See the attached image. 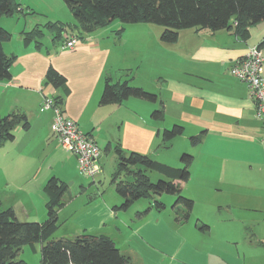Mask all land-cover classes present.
Masks as SVG:
<instances>
[{
  "label": "crops",
  "instance_id": "0c3cea01",
  "mask_svg": "<svg viewBox=\"0 0 264 264\" xmlns=\"http://www.w3.org/2000/svg\"><path fill=\"white\" fill-rule=\"evenodd\" d=\"M16 1L26 7L29 14L32 11L46 19L45 22L74 23L62 0ZM7 17L0 18V25L9 30L6 27L10 23L6 25L8 22L4 20L9 21L15 15ZM16 20L26 22L23 17ZM21 31L25 28L20 27ZM71 32L77 33L76 30ZM64 33L70 34L67 29L62 36ZM158 34L159 30L152 29L150 24H123L114 20L107 27L79 38L71 48H62L63 39L54 41L53 33L48 40L51 41L49 46H45L42 40L40 47L35 46V41L24 44L20 34L14 44L12 35L3 42L4 52L14 54L15 59L10 66L11 79L0 81V117L16 111L26 115L29 125L26 129L16 127L13 140L0 147V208L6 205L3 208L13 209L15 204H22L23 194L30 192L32 187L37 192L41 190L49 174L66 179L70 173H75V156L61 148L50 130L53 113L41 106L43 96L53 94L60 96L64 115L92 136L100 151L110 153L112 149L114 152V146L118 144L125 155L136 151L153 157L170 145L163 146L161 133L173 124L183 126L181 136L200 134L201 140L190 145L200 152H190L193 156L190 178L180 183L181 190L186 189L187 182L195 180L197 174L206 175L211 171L220 177L254 172L264 182L261 122L256 117L246 85L229 71L233 61L244 55L248 47L261 44L264 72V21L250 28L246 40L226 29L215 32L194 29L184 41L172 46L170 56H167L166 44L160 41ZM49 67L64 76L66 92L64 87L54 88L46 81L45 73ZM106 79L111 83L126 80L130 85L155 93L158 101L145 102L129 97L120 103L100 105ZM159 101L163 103L164 118L156 121L150 114L158 107ZM43 139L46 140L44 144L53 145L56 156L62 160L57 174L51 167L34 164L36 144ZM180 152L175 153V163H179ZM109 157L117 162L116 153L113 160ZM100 160L99 182L103 176V161ZM201 164L204 165L202 170L199 169ZM80 188L84 193L90 187ZM1 192H4L3 196ZM4 196L12 202L4 204ZM69 199H63L64 204L59 209L70 203ZM232 201L237 202V199ZM80 202L84 204L83 208L73 211H86L88 224H83V231L106 234L103 227L110 221L116 228V236L121 233V225L130 229L124 250L113 237L130 264H192L195 261L200 264H252L245 252L237 250L236 244L234 249L226 251L229 242L224 247L219 240L200 237L198 232L208 235L212 230L207 222L202 223L200 214L194 213V201L186 220H180L179 211V220H176L174 210L172 214L168 213L164 202L163 208L156 210L152 207L153 201L144 208L150 207L147 213L139 214L144 210L138 208L131 217L125 218L120 210L113 209L122 202L120 196L115 194L107 198L105 190L88 195ZM60 213L59 210L58 217ZM38 215H42L39 219L46 217L45 211L38 212ZM143 217L147 218L142 220ZM89 223L92 225L86 226ZM183 223L189 224L190 241L176 232L181 230ZM198 223L208 228L200 229ZM164 229L169 231V237L162 234ZM130 240H146L158 251H135L128 244Z\"/></svg>",
  "mask_w": 264,
  "mask_h": 264
},
{
  "label": "trees",
  "instance_id": "16d2710c",
  "mask_svg": "<svg viewBox=\"0 0 264 264\" xmlns=\"http://www.w3.org/2000/svg\"><path fill=\"white\" fill-rule=\"evenodd\" d=\"M63 2L75 22L73 24L45 22V28L54 34V41L62 40V34L66 29L69 33L76 30L77 33L73 34L81 38L98 28L107 27L114 20H119L123 24L160 25L163 27L160 41L164 43H175L179 31L188 28L207 29L211 32L226 29L246 40L249 38L250 28L264 21V0H63ZM24 10L26 8L16 0H0V18L16 15ZM32 13L34 12L30 11V14ZM42 35L43 30L36 25L31 30L22 32L23 42L28 44L35 41V46L39 47ZM10 37L11 33L0 26V81L11 79L10 66L15 55L6 54L3 50V42L8 41ZM258 46L261 48V44ZM45 79L54 88L64 87L63 90H66L64 76L53 67L47 69ZM129 97L153 103L158 101L155 93L130 85L126 80L111 83L106 79L99 104H116ZM52 98L57 103L61 102L59 95L53 94ZM150 115L156 121L164 118L161 101ZM28 125L27 117L23 113L12 111L1 116L0 146L13 140L16 127L26 129ZM182 133L183 126L180 124L163 129L161 133L163 146H168L173 138ZM190 140L192 144H196L201 140L200 134L191 136ZM114 152L117 162L110 182L122 202L113 209L126 210L139 198H152L167 193L176 197L172 206L175 219L179 220L177 216L180 211L179 205L184 209L180 212V220L188 218L193 200L181 195L180 183L186 182L190 177L189 168L193 162L191 154L182 153L179 157L182 166L175 168L153 160L148 154L129 151L125 155L118 144L114 146ZM147 171H154L164 178L151 182ZM42 190L46 196V218L41 221H21L11 207L0 208V264H27L23 260H17L16 256L23 245L33 247L36 242L41 244L42 264H130L129 258L121 254L114 241L103 233L82 231L72 238L54 239L52 236L59 226L58 209L64 204L62 199L66 184L56 176H51ZM163 206L162 202L153 200L152 207L156 210L162 209ZM149 208L139 214L147 213ZM199 228L205 230L208 226L201 225Z\"/></svg>",
  "mask_w": 264,
  "mask_h": 264
},
{
  "label": "rangeland",
  "instance_id": "374dc122",
  "mask_svg": "<svg viewBox=\"0 0 264 264\" xmlns=\"http://www.w3.org/2000/svg\"><path fill=\"white\" fill-rule=\"evenodd\" d=\"M51 1L53 2V0ZM30 16H32V18H30ZM22 17L23 20L26 21L25 23H19L16 20ZM7 18L9 19L11 17L8 16ZM45 20L46 19H44L38 14H29L26 8V10H24L23 12L16 13L15 17H12L9 21H4L8 22L6 25L10 23V25L6 28L12 30V33L8 30L12 35V44L15 43V40H17L19 34L20 36L22 35L23 31L19 32L20 27H24L25 31H29L34 26H36L35 24L33 25V23H37L39 21L37 24L43 30L42 38L39 40H42V43L45 44V46H49L51 44V41L48 40L51 39L52 32L45 28ZM73 22H75L74 17ZM146 24L152 25V29L156 28L157 30H159L158 36L160 39V34L163 30V27L153 23ZM192 30H194V28L182 29L180 30L178 34V39L175 43H165L167 47V49L165 50V52H167V56H170L172 46L176 45L177 42L184 41L186 39V35L191 33ZM196 31L198 32V30ZM55 41L59 42V40ZM167 61L169 62L168 59ZM142 101L149 102L146 100ZM171 127L172 125L168 127V129H170ZM181 135L175 137V139L171 141L173 146H170V143L168 148L160 149V151L158 152V156L150 157L152 159L155 158L153 160L167 164L171 167H181L182 164L179 158V163H175L173 161L175 153L179 152L180 150V155L182 153L190 154V152H195L196 154H198V152H200L197 150V148L190 147V145L193 144L189 136L184 137ZM262 141L264 142L263 135ZM44 142H46V140L43 139V141H38V143L36 144V155L34 164L36 166L40 165L43 168L51 167V170H53V172L57 174L62 160L60 159V157L58 158L56 156V151H54L53 145H51V143L50 145H47L44 144ZM186 147H188V149H184ZM62 151L64 150L62 149ZM109 156H115V153L112 149H110V153L101 149L99 157H102L103 160H100V158L99 160L103 161V176L102 178H100V182L97 179L101 175V173L99 175H96L94 179L95 182L91 183L92 180L80 174L77 168L75 169V173H70L68 177H66V179H60L66 184V190L63 194V199L65 200L67 199V197H70L71 200L69 199L70 203L67 202L61 209H59L61 211L58 217L59 226L52 236L54 239H58L61 236L72 238V236H74L75 234H79L83 231V224H88V221L86 219V211L84 212L83 210L74 212L73 210H81L83 208L84 204H82V202L80 201L84 200L85 197L94 194L98 191L102 192V190H105L107 198L109 197V195L113 196L117 194L114 185L110 183L111 174L114 171L116 160H113L112 157L113 161H111V158ZM203 164L199 165L200 170H202V168L204 169ZM63 169H65V167ZM146 173L147 176L150 178L151 182H157V180H159L160 178H164L162 175L154 171H147ZM51 175L52 174H49L48 178L51 177ZM194 178L195 180H193L192 182H187L186 189L181 190V195L186 198H190L194 201V213L200 214L202 216V223L207 222V225H210L212 232L208 235L198 232L200 237L208 239L210 241L219 240L221 241V244L224 247H226V243L229 242V245L227 246V248H225L226 251L234 249L233 247H235L234 245L236 244L237 250L245 252L247 259H249L252 264H264V182L262 181L261 177H259L254 172L246 173L244 175H236L233 173L230 176L220 177L217 173L211 171L208 172L206 175L199 173L197 174V177ZM81 186L90 188L84 191L83 193L82 191H80ZM42 188L37 192L35 191L36 188L32 187L30 192H28L26 195L23 194L22 204L19 205L17 203L13 206L15 216L19 220L40 221L46 218L43 217L42 219H39L42 217V215H38V212L42 211L43 213L45 211L46 215V196H44L45 194L43 193ZM97 189L98 191H96ZM3 194L4 192H1V196H3ZM41 195H43V200L41 199ZM4 197V204H10V202H12L8 199V196ZM175 198L176 197L173 194L167 193L155 195L152 198L143 197L135 201L130 206V209L127 212L121 210L119 212L122 216H125V218H129V216L131 217V214H133L134 211L138 208H142V210H144V208L148 206L150 201L158 200L160 202H164V204H166V211L172 214V206L174 205ZM233 199H237V202H233ZM3 206L1 207L2 209H4ZM178 210H180L179 212H181L184 209L182 208V206L179 205ZM203 214L206 215L205 218L203 217ZM146 218L147 217H143L142 220H145ZM194 218L192 217V219ZM202 223H198V225H201ZM90 225L92 224L89 223V225L86 226ZM188 225L189 224L183 223L181 230L176 232L181 238L190 241L192 239V236L189 228H187ZM114 228L115 227L113 226L112 221H110L106 223V225L103 227V232L106 233L112 240L113 237H115L117 245L120 246L121 250H124V248H126L127 236L129 235L130 229L121 225V233L116 236L117 233L114 232ZM161 232L165 236L169 235V231H167L166 229L161 230ZM128 244H130L132 246V249L135 251H158L152 248V245L146 240H138L136 242L130 240ZM40 246L41 244L39 242L34 243L33 247L29 246L28 244L23 245L16 256V259L23 260L27 264H42L40 256ZM192 264L200 263L195 261L192 262Z\"/></svg>",
  "mask_w": 264,
  "mask_h": 264
},
{
  "label": "built area",
  "instance_id": "2783aa9c",
  "mask_svg": "<svg viewBox=\"0 0 264 264\" xmlns=\"http://www.w3.org/2000/svg\"><path fill=\"white\" fill-rule=\"evenodd\" d=\"M63 39L62 48H71L79 40L78 36L66 33ZM229 71L247 86L255 114L262 123L264 140V73L261 48L258 45L248 47L244 55L233 61ZM41 106L53 113L50 130L61 148L75 156L79 173L93 181L101 171L98 161L100 149L95 140L79 129L76 121L64 115L60 103L51 95L43 96Z\"/></svg>",
  "mask_w": 264,
  "mask_h": 264
}]
</instances>
